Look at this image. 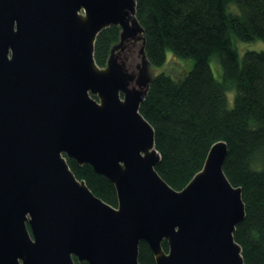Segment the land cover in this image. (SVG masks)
Returning a JSON list of instances; mask_svg holds the SVG:
<instances>
[{
  "label": "water",
  "instance_id": "obj_1",
  "mask_svg": "<svg viewBox=\"0 0 264 264\" xmlns=\"http://www.w3.org/2000/svg\"><path fill=\"white\" fill-rule=\"evenodd\" d=\"M136 1L0 0V264H139L141 241L156 264H244L227 144L213 143L181 190L155 170ZM110 25L119 37L99 66L95 40ZM67 159L107 178L117 205Z\"/></svg>",
  "mask_w": 264,
  "mask_h": 264
},
{
  "label": "trees",
  "instance_id": "obj_2",
  "mask_svg": "<svg viewBox=\"0 0 264 264\" xmlns=\"http://www.w3.org/2000/svg\"><path fill=\"white\" fill-rule=\"evenodd\" d=\"M136 18L153 68L166 64L168 52L193 62L187 71L154 73L140 104L160 155L155 170L181 190L202 168L211 145L224 141L222 169L232 185L241 187L245 205L234 239L244 264H264V51L247 50L240 58L235 46V40L264 41V0H137ZM118 37L115 25L97 35L94 59L99 66L105 65ZM212 59L219 65V77L211 68ZM67 163L94 195L117 205L107 178L90 165L73 159ZM162 248L168 249L165 240ZM138 261L156 264L145 241L139 243Z\"/></svg>",
  "mask_w": 264,
  "mask_h": 264
},
{
  "label": "rangeland",
  "instance_id": "obj_3",
  "mask_svg": "<svg viewBox=\"0 0 264 264\" xmlns=\"http://www.w3.org/2000/svg\"><path fill=\"white\" fill-rule=\"evenodd\" d=\"M235 46L237 48L240 58L243 56L244 52L247 50L264 51V41L262 40H254L250 42H243V41L235 40ZM167 58H168L167 62L163 67H159V68L155 67L154 70L152 69L155 74L161 70L184 71L186 68L185 71H187L190 69L193 63L191 59H185V58H179V57L174 58V56L170 52L167 53ZM210 64H211V68L213 70L214 75L216 77H219V69L218 70L216 69L218 65L217 61L215 59H212ZM227 96H228V105L232 106V103H233L232 92H228Z\"/></svg>",
  "mask_w": 264,
  "mask_h": 264
},
{
  "label": "flooded vegetation",
  "instance_id": "obj_4",
  "mask_svg": "<svg viewBox=\"0 0 264 264\" xmlns=\"http://www.w3.org/2000/svg\"><path fill=\"white\" fill-rule=\"evenodd\" d=\"M130 59V58H129Z\"/></svg>",
  "mask_w": 264,
  "mask_h": 264
}]
</instances>
